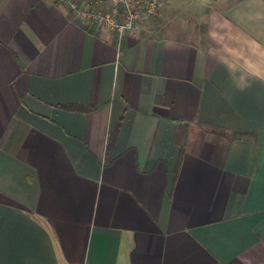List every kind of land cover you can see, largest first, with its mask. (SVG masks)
Listing matches in <instances>:
<instances>
[{"label":"crops","instance_id":"crops-1","mask_svg":"<svg viewBox=\"0 0 264 264\" xmlns=\"http://www.w3.org/2000/svg\"><path fill=\"white\" fill-rule=\"evenodd\" d=\"M257 65L264 0L121 36L0 0V264H264Z\"/></svg>","mask_w":264,"mask_h":264},{"label":"built area","instance_id":"built-area-1","mask_svg":"<svg viewBox=\"0 0 264 264\" xmlns=\"http://www.w3.org/2000/svg\"><path fill=\"white\" fill-rule=\"evenodd\" d=\"M66 5L77 17L94 21L120 36L132 28L133 22L155 14L165 0H56ZM106 2L103 10L98 5Z\"/></svg>","mask_w":264,"mask_h":264},{"label":"rangeland","instance_id":"rangeland-1","mask_svg":"<svg viewBox=\"0 0 264 264\" xmlns=\"http://www.w3.org/2000/svg\"><path fill=\"white\" fill-rule=\"evenodd\" d=\"M190 13H182L181 11V8L178 7V9H174L172 10L171 12H166V11H163L161 12L162 15H158V16H155L154 18H152L150 21L146 22V26L147 27H150V28H154V26H156L155 24L157 23H162V29L163 31H166L168 30L169 28V24H174L177 23V22H181L182 23V26L188 28V24L190 23H193L194 21H196L200 16H202V13H200L199 10H197L196 7H190ZM200 19V18H199ZM184 21H185V25H184ZM190 21V23H189ZM201 26L199 25H195L193 31H191V33L194 35V36H197V35H200V37L203 36V26L202 24H200Z\"/></svg>","mask_w":264,"mask_h":264},{"label":"clouds","instance_id":"clouds-1","mask_svg":"<svg viewBox=\"0 0 264 264\" xmlns=\"http://www.w3.org/2000/svg\"><path fill=\"white\" fill-rule=\"evenodd\" d=\"M246 71L249 77L264 81V66L257 65L251 69H247ZM240 79H241L240 86L242 87L245 86V77L242 76Z\"/></svg>","mask_w":264,"mask_h":264}]
</instances>
